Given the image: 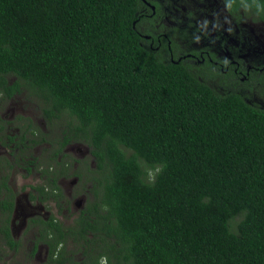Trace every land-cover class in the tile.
Instances as JSON below:
<instances>
[{
  "label": "trees",
  "instance_id": "16d2710c",
  "mask_svg": "<svg viewBox=\"0 0 264 264\" xmlns=\"http://www.w3.org/2000/svg\"><path fill=\"white\" fill-rule=\"evenodd\" d=\"M227 2L264 22V0ZM139 8L0 0V97L27 90L48 122L70 120L56 163L79 143L97 165L87 163L91 196L52 264H264V110L146 47ZM10 217L1 224L14 243ZM69 240L82 261L64 256Z\"/></svg>",
  "mask_w": 264,
  "mask_h": 264
},
{
  "label": "flooded vegetation",
  "instance_id": "af4514ba",
  "mask_svg": "<svg viewBox=\"0 0 264 264\" xmlns=\"http://www.w3.org/2000/svg\"><path fill=\"white\" fill-rule=\"evenodd\" d=\"M215 1L195 0L197 4L195 7L205 4L207 11L211 5H215ZM221 1L230 22L229 24L220 22L216 26L210 24L208 18L209 22H206L203 17L192 12L184 18L175 15L174 11L179 12L177 5L181 0H139L138 20L134 27L137 28L146 47L175 64L189 65L199 74V80L217 94L238 95L249 105L264 110L252 105L249 102L252 98L242 91L264 94V63L256 65L250 59L248 54L251 51L247 47V38L250 36L245 34L247 23L261 25L264 29V22L256 20L254 16L249 17L245 6H241L233 15L228 9L227 0ZM208 11L212 13V10ZM17 96L19 95L6 100L0 97V100L7 103ZM19 119L21 123L19 128L6 130L4 120L0 118V242L7 250L18 252L23 244L22 239L14 235L13 217L17 211L27 217L34 214L33 218L26 221L28 224L26 229L35 232L31 240L30 256L39 261L42 255H45L47 263L52 264L55 256L62 254L58 251L64 248V245H60L53 251L55 239L60 234L68 233L67 228H70L80 216L91 196L95 180L90 178L87 163L95 171L97 165L91 156L90 148L84 144L80 145L87 147L91 162L86 157L76 161L69 159L68 153L74 150V144L79 143L65 146L63 152L58 155V163L55 161V152L60 148L59 145L55 143L49 146L47 165H44L39 158L34 157L33 151L37 146L41 147L48 143L46 135L28 117L22 116ZM44 119L46 120L45 116ZM10 131H17L18 134L10 135L8 134ZM17 170L25 173L21 179L23 186L19 189L18 181L11 177V174L17 176ZM55 174L59 175L56 179L60 189H56ZM24 177L27 179L36 177L37 182L27 184ZM70 177H73L74 181L67 183ZM84 177L91 184L87 197L85 187L78 188ZM24 189H28L29 192L25 198V207L21 208L18 193ZM78 195H81V198H77ZM33 204L43 207L35 208L36 205ZM74 206L75 210L72 208ZM70 215L75 216V219L72 225H67L60 217ZM6 216H11L9 230L14 243H10L3 233L4 227L1 223ZM50 221L54 224L59 223L60 226L47 225ZM69 241L65 248V257L72 255V251L69 250L72 243Z\"/></svg>",
  "mask_w": 264,
  "mask_h": 264
},
{
  "label": "rangeland",
  "instance_id": "374dc122",
  "mask_svg": "<svg viewBox=\"0 0 264 264\" xmlns=\"http://www.w3.org/2000/svg\"><path fill=\"white\" fill-rule=\"evenodd\" d=\"M197 4L195 0H181V2L177 5V10H179L178 13L174 11V14L177 16H182L183 18L187 16L189 12H192L199 17H203L206 22H209L210 24H215L216 26L220 22H225L229 24L228 16L226 15V11L222 5L221 0H216L215 5H211L208 10H212V13H209V11H205L206 5H199L195 7ZM205 11V13H203ZM174 15V17H175ZM208 18V19H207ZM172 19V17H171ZM246 35H249L250 37L247 38L248 40V55H250V59L255 62L256 65H259L261 63H264V29L261 25H252L251 23H247L246 28ZM187 48V47H186ZM253 52V53H252ZM260 88V87H259ZM260 90V89H259ZM245 94H247L250 98H252L249 102L252 105H255L260 108H264V94H261L259 92L249 91V93H246L245 90H242ZM1 102L0 100V118L4 120L5 128L6 130H9L10 128L17 129L20 126L19 118L22 116L28 117L30 120H32V123L39 127L47 137V144L41 145V147H36L33 151V155L35 158H39L40 162H42L44 165H47V156H48V150L50 149L49 146L54 145L57 140H60V138L63 135V130L67 129L66 123H68L70 120L68 118H63L62 120H59V122L56 125H53L52 123L48 122V120L44 119L43 114V104L41 101L34 96H31L30 93L27 92V90L14 98L13 100L7 102ZM8 122H13L12 124H8ZM7 132V131H6ZM17 131H10L8 134L16 135ZM18 134V133H17ZM74 150L70 153H68V156H70L71 161L80 160L82 157L89 160L91 162V157L87 153V147L81 146L80 144H74L73 145ZM72 165H76L72 163ZM80 169V168H79ZM18 174L17 176H12L13 180L18 181V189L23 186V183L21 182V179L23 176H25V173L21 172V170H17ZM25 178V177H24ZM79 182L78 188L84 186L85 191V197L88 195V189L91 185L88 183L85 179ZM26 183L31 182L32 184H36L37 178L34 177L33 179H27L25 178ZM74 181L73 177H70V179H67V183H70ZM84 189V190H85ZM29 190L24 189L23 191H19L18 197L20 199V205H22L21 208L25 207L26 201L25 198L28 195ZM77 198H81V195H78ZM36 205V204H33ZM42 208L43 206L36 205L35 208ZM20 208V209H21ZM50 208H52L50 206ZM74 210L76 209L75 206L72 207ZM85 208V207H84ZM46 212V211H44ZM35 215L32 216H24L21 212L17 211L15 216L13 217L12 225L14 228V235L15 237H19L22 239V248L18 252L9 251L6 248H4V245L0 242V264H48L45 260V255H42V258L36 260L35 258L30 256L31 250H32V238L35 234V232L28 231L26 228L28 226L27 219L33 218ZM63 222L67 225H72L73 220L75 219V216H65L60 217ZM241 220V218H236V220L233 223V230L235 231L236 224ZM35 231V230H34ZM69 248L70 251H72V254L76 257L77 262H80L83 260V254L80 250V247L77 246L76 242H73ZM29 255V257H28Z\"/></svg>",
  "mask_w": 264,
  "mask_h": 264
}]
</instances>
